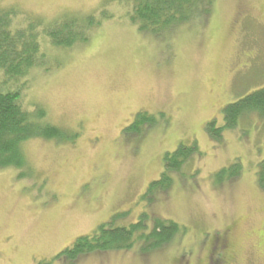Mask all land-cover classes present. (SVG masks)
Instances as JSON below:
<instances>
[{"label": "rangeland", "instance_id": "obj_1", "mask_svg": "<svg viewBox=\"0 0 264 264\" xmlns=\"http://www.w3.org/2000/svg\"><path fill=\"white\" fill-rule=\"evenodd\" d=\"M0 7L13 9L17 24L107 13L85 45L45 44L46 63L25 80L23 107H42L47 122L77 136L28 141L27 168L0 170V264H60L57 254L76 238L142 215L148 230L153 218L174 222L178 236L157 249L137 242L76 264H206L214 236L230 227L241 264H264L256 178L264 119L242 118L221 141L206 131L212 120L224 125L225 106L264 88V0H214L205 20L162 38L139 32L119 0H0ZM139 112L153 126L135 138L127 129ZM180 144L198 151L183 177L148 195L165 153ZM235 163L237 178L217 179Z\"/></svg>", "mask_w": 264, "mask_h": 264}, {"label": "trees", "instance_id": "obj_2", "mask_svg": "<svg viewBox=\"0 0 264 264\" xmlns=\"http://www.w3.org/2000/svg\"><path fill=\"white\" fill-rule=\"evenodd\" d=\"M126 8L131 23L141 33L156 38L166 37L175 29L205 20L214 0H119ZM66 16L53 22H45L39 17L21 18L16 23L17 14L11 8L0 7V170L17 168L24 170L27 162L23 146L34 139L73 142L77 134L47 122L45 110L33 105L23 107V89L30 72L46 63L44 45L53 49L67 50L85 45L92 30L100 26L101 17ZM19 17V16H18ZM110 18V17H109ZM10 86L13 87L10 88ZM250 115L264 119V88L253 91L223 109L224 125L218 127L215 120L206 124V131L213 140L222 139L223 131L234 129L239 120ZM127 131L139 138L152 127L151 119L145 113H136ZM143 127V130L141 128ZM125 131V130H124ZM195 144H180L172 153L163 157V172L157 181L147 188V194L166 192L172 185L173 177H183L184 168L197 153ZM200 154V153H198ZM233 164L222 169L217 179L227 174L228 180L237 178ZM258 185L264 190V159L257 166ZM150 230L146 216H140L135 224L115 227L104 223L90 235L80 236L67 248L57 254L60 264H76L83 257L97 253L117 252L131 249L140 242L148 248L157 249L178 236V226L174 222L153 218ZM148 231V232H147ZM38 264H47L44 261Z\"/></svg>", "mask_w": 264, "mask_h": 264}, {"label": "flooded vegetation", "instance_id": "obj_3", "mask_svg": "<svg viewBox=\"0 0 264 264\" xmlns=\"http://www.w3.org/2000/svg\"><path fill=\"white\" fill-rule=\"evenodd\" d=\"M231 232L230 227L214 236L205 256L206 264H241L239 254L232 244ZM262 237L264 243V235Z\"/></svg>", "mask_w": 264, "mask_h": 264}]
</instances>
